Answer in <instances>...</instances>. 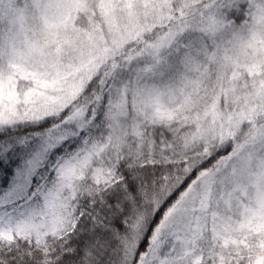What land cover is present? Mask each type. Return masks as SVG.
<instances>
[{"label": "snow or ice", "instance_id": "1", "mask_svg": "<svg viewBox=\"0 0 264 264\" xmlns=\"http://www.w3.org/2000/svg\"><path fill=\"white\" fill-rule=\"evenodd\" d=\"M0 264H264V0H0Z\"/></svg>", "mask_w": 264, "mask_h": 264}]
</instances>
